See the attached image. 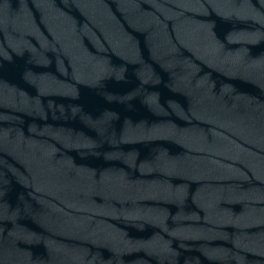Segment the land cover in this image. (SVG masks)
<instances>
[{
	"label": "water",
	"instance_id": "water-1",
	"mask_svg": "<svg viewBox=\"0 0 264 264\" xmlns=\"http://www.w3.org/2000/svg\"><path fill=\"white\" fill-rule=\"evenodd\" d=\"M0 153L111 264H264V0H0Z\"/></svg>",
	"mask_w": 264,
	"mask_h": 264
}]
</instances>
